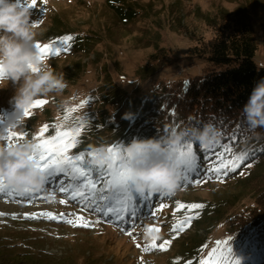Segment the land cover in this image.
<instances>
[{"label":"rangeland","instance_id":"1","mask_svg":"<svg viewBox=\"0 0 264 264\" xmlns=\"http://www.w3.org/2000/svg\"><path fill=\"white\" fill-rule=\"evenodd\" d=\"M239 11L247 15L257 39L255 60L264 64V0H37L34 14L30 10L36 41L50 44L71 36L67 48L76 49L44 57L55 73L64 76L67 86L62 92L37 98L47 103L34 107L32 103L31 115L24 116L23 123L12 131L27 133L24 138L34 140L45 125L48 128L41 139L55 135L57 125L80 128L78 143L66 153L69 156L81 153L85 145L94 144L86 150L89 153L116 144L109 126L101 123L108 119L118 125L115 133L132 127L161 83L170 85L173 80L202 74L205 62L187 60L189 47L198 38L214 37L218 30L215 24L221 27L222 13ZM162 47L174 62L151 76H141V66ZM108 82L127 93L131 103L103 101V85ZM14 91L11 82L0 89V135L13 111L10 98ZM82 101L87 103L81 105ZM73 108L75 111H69ZM125 112H132L133 120L123 119ZM17 141L13 137L11 143ZM256 169L264 172V160L257 167H241L229 177L224 171L200 172L189 187L180 183L175 194L154 197L153 201L141 197L136 217L129 216L124 204L100 201L98 191L86 186L87 179H94L91 175L85 178L77 174L75 180L61 176L58 179H63L66 191L61 192L58 185L45 186L30 200L0 194V251L31 252L73 264H201L208 260L217 240L231 237L230 259L258 264L264 258V242L239 237L233 228V215L251 207L254 200V191L239 187V181L253 177ZM192 203L206 209L220 204L228 207L216 217L211 212L188 209ZM151 207L154 214H149ZM189 216L192 219L186 223Z\"/></svg>","mask_w":264,"mask_h":264},{"label":"trees","instance_id":"2","mask_svg":"<svg viewBox=\"0 0 264 264\" xmlns=\"http://www.w3.org/2000/svg\"><path fill=\"white\" fill-rule=\"evenodd\" d=\"M241 13L243 12L222 13L221 27L215 24L218 30L214 37L209 40L198 38L197 43L189 47L186 59L204 61L206 67L202 74L187 80H173L170 85L161 83L159 91L151 95L146 106L141 108L134 126H126L127 130L125 127L123 131L118 130L115 133L118 125L111 123L108 119L101 123L103 126H109L112 135L116 136L117 143L121 145L129 143L132 135H136L137 138L162 135L166 128L172 125L187 124L189 117H194V123L213 120L224 130L221 139V145L224 147L217 145L214 148L204 149L201 144L187 140L193 143V149L200 157L201 172L205 171V175L213 167L221 165V159L217 156L219 152L224 153L223 164L231 160L234 155L249 154L247 159L239 163L235 171L227 172L226 177L238 173L241 167L247 168L251 164L257 167L264 160V129L256 130L259 138L252 133H247L241 116V107L247 101L255 83L264 78V64L257 63L255 60L258 44L253 27L247 15ZM75 47H68L67 51L76 49ZM173 62L174 59L168 55L165 48H158L149 55L146 63L139 69V74L151 76ZM103 90L105 91L103 93L105 96L101 95L103 101L131 103L128 102L127 93L111 82L105 83ZM233 134H235L234 141L226 139ZM120 135L122 138H117ZM93 146L94 144L85 145L82 152L87 153L86 150ZM229 146L231 151H225V148ZM238 149L239 151H236ZM85 161L91 164L92 158L86 155ZM255 176L258 179L252 180ZM197 177L193 176L191 182ZM263 177L264 172L256 169L253 177H244L239 181V187L246 191H254V200L251 207L233 215V228L239 237H252L264 242ZM180 183L186 187L190 185L182 181ZM144 198L150 199L147 196ZM227 207L226 204H220L210 206L209 209L202 207L199 210L221 217ZM209 219L210 217H207V220ZM0 264L73 263L71 261H51L25 251L21 253L0 251ZM258 264H264V258Z\"/></svg>","mask_w":264,"mask_h":264},{"label":"clouds","instance_id":"3","mask_svg":"<svg viewBox=\"0 0 264 264\" xmlns=\"http://www.w3.org/2000/svg\"><path fill=\"white\" fill-rule=\"evenodd\" d=\"M21 0H0V89L11 82L15 87L10 98L13 111L8 124L24 121V110L39 97L62 92L66 85L64 76L57 74L44 62L36 47L37 32L27 6ZM33 68L39 71H33ZM241 116L247 133L259 138L257 129H264V78L258 80L241 107ZM125 120H133L132 112H125ZM172 125L162 135L137 138L122 143L131 153L129 167L135 177L133 187L138 191L153 190L175 194L182 180L181 161L174 149L191 140L201 145H214L221 141L224 130L213 120ZM247 138V137H246ZM107 145L97 149L100 157L107 156ZM35 141L24 138L11 145L0 142V183L18 191L40 190L45 187L46 174L34 158Z\"/></svg>","mask_w":264,"mask_h":264},{"label":"snow or ice","instance_id":"4","mask_svg":"<svg viewBox=\"0 0 264 264\" xmlns=\"http://www.w3.org/2000/svg\"><path fill=\"white\" fill-rule=\"evenodd\" d=\"M37 0H21L20 6H27L31 12L34 14L36 9ZM43 14V9L42 13ZM36 24L33 23V27ZM72 40L71 36H64L59 39V41H53L52 43L41 44L36 43V47L39 50L41 59L43 60L46 55L59 54L61 50H67L68 42ZM54 50V51H53ZM33 71H39L37 68H33ZM3 70H0V76L5 75ZM47 103L44 100H36L33 102V107ZM87 103V101H82L81 105ZM69 111H75V108L69 109ZM31 113L29 108L24 110V116H30ZM67 119V117H65ZM18 123L8 124L4 128V134L0 135V140L10 141L6 145H11L13 137L17 140L24 139L27 133H17L12 131ZM83 127V125H82ZM48 125H45L40 129L38 135L34 136L33 139L38 141L35 143L36 151L34 152V158L37 159V166L45 172L46 180L45 186L51 188L53 185H58L61 192L67 189L63 186V179H58L63 176L64 178L75 180L77 179V174L79 177L88 178L90 175L94 176V179H87L86 186L90 188L92 192H99L100 201L105 202L107 205L111 204H124L125 210L129 213L130 217L138 216L140 212L141 197L147 196L152 199L167 197L168 193L161 191H153L151 189L145 191L136 190L133 185L135 182V177L132 175L129 160L131 159V153L127 151L120 143H116L108 147L107 156L100 157L98 151L94 150L89 153L81 152L75 156L67 155V151L74 147L78 141L77 137L80 135V128L72 129L65 128L63 124L56 126L55 135L50 136L48 139H41L43 134L47 131ZM229 140H235V134L230 137H226ZM221 145V141L214 145H202L204 149L214 148L215 146ZM174 151L179 155L181 161V175L182 182L187 184L191 182L193 176H199L201 172L200 157L196 154L193 149V143L191 141H185L184 144L177 146ZM225 151H231V147H226ZM91 156L92 163L88 164L85 161V157ZM248 153H241L239 155H234L231 158V162L224 165L222 160L224 157L223 152L217 153L218 158L221 159V165L213 167L212 172L220 173L224 171H235L239 167V163L247 159ZM199 182V181H197ZM99 186V187H98ZM40 190L26 189L23 192L17 189L0 183V194L4 195H19L22 197H27L29 200L32 195L38 193ZM82 194V193H79ZM160 207H164L163 204ZM203 205L199 203H192L187 206L190 210H197L202 208ZM108 211H112L111 207H108ZM107 214V213H105ZM149 214L152 213V207ZM51 216V214H48ZM192 217L189 216L186 223H190ZM70 223L72 221H69ZM82 226H88V224H83ZM177 228H181V225H177ZM130 234V233H129ZM231 241V237L228 239H221L215 242L216 247L212 249L211 253L208 255L207 261H201V264H240L239 260L233 261L230 259L232 254V248L228 247ZM154 246V245H152ZM161 248L164 245L160 246ZM147 250V249H146ZM192 264V262H189Z\"/></svg>","mask_w":264,"mask_h":264}]
</instances>
